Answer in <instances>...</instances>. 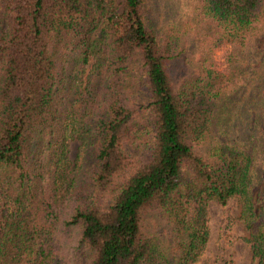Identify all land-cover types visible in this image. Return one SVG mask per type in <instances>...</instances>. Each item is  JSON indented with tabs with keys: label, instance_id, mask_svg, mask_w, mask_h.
<instances>
[{
	"label": "trees",
	"instance_id": "obj_1",
	"mask_svg": "<svg viewBox=\"0 0 264 264\" xmlns=\"http://www.w3.org/2000/svg\"><path fill=\"white\" fill-rule=\"evenodd\" d=\"M113 1L0 0V264H196L231 197L264 264V0Z\"/></svg>",
	"mask_w": 264,
	"mask_h": 264
},
{
	"label": "rangeland",
	"instance_id": "obj_2",
	"mask_svg": "<svg viewBox=\"0 0 264 264\" xmlns=\"http://www.w3.org/2000/svg\"><path fill=\"white\" fill-rule=\"evenodd\" d=\"M186 2V0H147L146 4L151 16L165 23L168 21L178 22L182 17L188 16V13L182 7L183 3ZM113 7L120 10L121 0H114ZM188 47L191 49L195 47V44ZM226 48L225 45L214 50L215 65L229 74L228 61L225 56ZM181 69V60L175 59L171 65L174 77L181 75ZM250 87L249 82H245L242 78L239 79L234 88L230 87L233 88V92L230 93L233 100L225 101L228 110L222 118L237 135L243 133V130L236 132L238 124L241 126L243 121V125H246L249 121L254 123V118L257 119L256 108H250L256 105V101L250 98L253 95ZM242 95L250 101L244 103ZM251 133L258 134L259 130L255 128ZM78 148L79 140L70 137L67 145V155L70 161L75 158ZM239 214L240 203L235 197L229 198L224 204L216 201L209 202L210 236L207 247L196 264H255L245 239L247 232L243 227Z\"/></svg>",
	"mask_w": 264,
	"mask_h": 264
}]
</instances>
